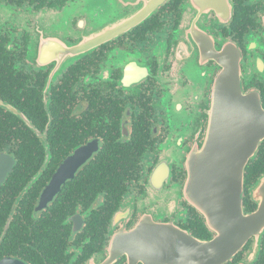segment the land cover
<instances>
[{
  "label": "flooded vegetation",
  "instance_id": "flooded-vegetation-1",
  "mask_svg": "<svg viewBox=\"0 0 264 264\" xmlns=\"http://www.w3.org/2000/svg\"><path fill=\"white\" fill-rule=\"evenodd\" d=\"M234 63L264 109V0H0V264H212L155 234L218 236L186 184ZM240 198L252 235L222 264H264V139ZM141 224L149 258L121 246Z\"/></svg>",
  "mask_w": 264,
  "mask_h": 264
},
{
  "label": "water",
  "instance_id": "water-1",
  "mask_svg": "<svg viewBox=\"0 0 264 264\" xmlns=\"http://www.w3.org/2000/svg\"><path fill=\"white\" fill-rule=\"evenodd\" d=\"M233 65V68L225 69L218 81L217 99L207 139L203 149L189 163L186 184L188 201L200 209L208 225L218 228V236L213 241L200 243L175 229L170 233L160 231L155 234L160 238L167 235L175 237V244L171 243L170 249L180 247L184 253H192L190 256L181 255L182 259H206L212 264H222L252 235L243 231L251 219L243 216L240 197L245 165L258 143L264 139V109L256 98L241 95L237 80L238 68L235 63ZM74 171L68 170L66 163L57 172L43 192V204L52 200ZM153 227L161 230L170 226ZM144 228L145 224H141L122 237V249L128 254L133 256L141 253L149 258L150 234L145 233ZM156 243L158 245L155 248L161 253L167 250L164 240L160 239ZM210 252L211 255L208 254Z\"/></svg>",
  "mask_w": 264,
  "mask_h": 264
}]
</instances>
